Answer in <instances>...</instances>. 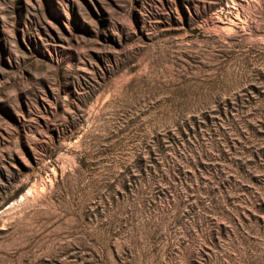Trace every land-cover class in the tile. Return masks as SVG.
I'll return each instance as SVG.
<instances>
[{
	"label": "rangeland",
	"instance_id": "374dc122",
	"mask_svg": "<svg viewBox=\"0 0 264 264\" xmlns=\"http://www.w3.org/2000/svg\"><path fill=\"white\" fill-rule=\"evenodd\" d=\"M0 264H264V0H0Z\"/></svg>",
	"mask_w": 264,
	"mask_h": 264
}]
</instances>
